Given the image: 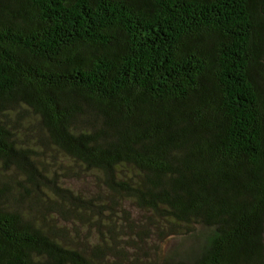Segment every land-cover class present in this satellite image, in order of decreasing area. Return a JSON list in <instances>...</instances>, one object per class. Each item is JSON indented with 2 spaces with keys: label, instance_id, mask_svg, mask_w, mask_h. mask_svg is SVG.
<instances>
[{
  "label": "trees",
  "instance_id": "16d2710c",
  "mask_svg": "<svg viewBox=\"0 0 264 264\" xmlns=\"http://www.w3.org/2000/svg\"><path fill=\"white\" fill-rule=\"evenodd\" d=\"M198 227L264 264V0H0V264Z\"/></svg>",
  "mask_w": 264,
  "mask_h": 264
},
{
  "label": "rangeland",
  "instance_id": "374dc122",
  "mask_svg": "<svg viewBox=\"0 0 264 264\" xmlns=\"http://www.w3.org/2000/svg\"><path fill=\"white\" fill-rule=\"evenodd\" d=\"M208 230L195 228L192 233L178 235L167 242L159 243L157 251L151 243L144 244L140 250L128 251L129 263L125 264H163L164 262L191 261L200 249L206 244ZM150 247V248H149ZM120 258L115 260L121 264Z\"/></svg>",
  "mask_w": 264,
  "mask_h": 264
}]
</instances>
